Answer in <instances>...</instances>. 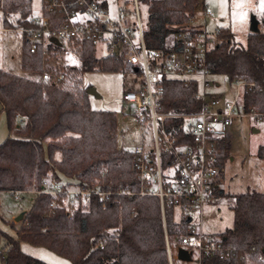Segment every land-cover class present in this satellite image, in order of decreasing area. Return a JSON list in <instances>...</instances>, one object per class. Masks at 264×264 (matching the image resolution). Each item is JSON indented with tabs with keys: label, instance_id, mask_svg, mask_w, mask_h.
<instances>
[{
	"label": "trees",
	"instance_id": "16d2710c",
	"mask_svg": "<svg viewBox=\"0 0 264 264\" xmlns=\"http://www.w3.org/2000/svg\"><path fill=\"white\" fill-rule=\"evenodd\" d=\"M138 2L147 8L143 37L148 49L167 46L198 5V0ZM41 3L43 15L57 23L62 21L56 11L46 9L44 0ZM0 13L3 29L33 25L29 20L31 0H0ZM261 23L260 30L248 33L244 45L235 42L229 29L220 28L207 54L211 75H222L229 84L236 79L254 83L242 91L244 111L254 108L264 112V12ZM22 36L21 68L40 73L46 69L52 79L0 69V106L9 133L0 144V192L30 187L39 190L42 179L50 176L59 182L62 177L73 180L72 184L61 182L65 187L107 194L83 196L84 207H76L68 218L62 197L51 207V195L34 193L19 220L7 221L16 237L0 229L4 264H48L22 252L20 241L50 250L73 264H169L166 237L174 258V252L177 256L178 249L183 248L179 242L188 232V219L173 205L164 208L163 218L157 197L136 194L139 182L132 151L120 147L116 140L117 116L113 111L91 109L82 81L86 70H121L122 53L96 57L89 40L75 38L65 42L64 48L63 44L48 45V57H44L40 51L30 53L25 33ZM65 48L78 53V66L45 67L49 57ZM58 74L62 79L55 80ZM195 93L193 84L164 81L162 109L196 111L200 100ZM219 149L223 165L228 149L225 138L220 140ZM57 152L59 159L55 158ZM256 155L264 162V145L258 146ZM223 194L222 189H213L214 197ZM231 208L232 227L218 238L229 249L226 256L195 254L177 259L188 264H245L247 259L264 264V259H259L264 255V192L234 194Z\"/></svg>",
	"mask_w": 264,
	"mask_h": 264
},
{
	"label": "built area",
	"instance_id": "2783aa9c",
	"mask_svg": "<svg viewBox=\"0 0 264 264\" xmlns=\"http://www.w3.org/2000/svg\"><path fill=\"white\" fill-rule=\"evenodd\" d=\"M138 5V0H44L48 11H56L62 17L60 23L41 12L38 16L30 15L32 26L9 30L25 33L29 52L40 51L44 57H48L47 46L56 44L51 38L59 46L75 38L87 39L94 47L104 42L108 49L120 44L124 66L137 78L123 92L122 100L134 107V119L145 128L143 133L150 132L152 137L149 146L142 143L131 150L139 182L136 194L157 197L163 218L167 205L185 214L188 232L180 237L179 245L189 256L222 258L229 249L218 238L198 230L196 221L200 223L204 206L214 198L213 189H218L223 181L219 142L227 135L233 117L249 114L264 124V112L254 108L244 111L240 104L242 91L253 86L252 82L234 80L231 86L235 94L231 101L223 94L208 91L211 86H219L211 80L207 63L208 50L220 30L217 26L207 30L208 19L214 17L212 10L202 4L185 27L173 34L167 46L148 49ZM40 76L52 79L46 69ZM54 79H62V74ZM167 80L179 81L184 86L193 84L200 108L188 112L163 110L164 81ZM24 192L51 195V207L62 197L67 214L71 207L82 203L83 196L107 194L65 187L57 180L43 182L39 190H17L12 194L18 199ZM166 249L172 264L167 237ZM259 259H264V255Z\"/></svg>",
	"mask_w": 264,
	"mask_h": 264
},
{
	"label": "rangeland",
	"instance_id": "374dc122",
	"mask_svg": "<svg viewBox=\"0 0 264 264\" xmlns=\"http://www.w3.org/2000/svg\"><path fill=\"white\" fill-rule=\"evenodd\" d=\"M206 5L212 10L214 17L208 19L207 30L212 31L216 26L227 28L234 34V40L239 45H244L248 33L262 28L261 16L264 12V0H198L194 11H198L201 5ZM41 0H31V15L38 16L42 12ZM139 13L142 23L147 19V8L139 3ZM0 13V69L10 71L18 75L37 78L40 72L21 68L20 56L23 49L22 33L16 30L3 29ZM65 47V43L62 48ZM94 54L103 57L108 54L122 52L120 44L108 49L105 43L98 44ZM56 65H79V55L72 49L65 48L45 61V67ZM211 80L219 83V86H211L208 91L211 94H223L225 99L231 101L235 91L229 81L222 75H210ZM136 76L126 70L124 63L121 70H108L95 68L82 73L83 85L94 92L88 93L89 106L93 110L113 111L117 116L116 140L120 147L133 150L136 145L149 146L152 141L150 132L143 133L141 126L133 117L134 107L126 105L122 95L128 86H132ZM86 89V90H87ZM124 117H127L124 119ZM257 129V131H254ZM6 116L0 106V144L8 137ZM228 143L227 156L223 161V181L219 188L224 194L214 197L204 206L200 223L196 221L197 229L219 238L220 233L232 227L233 211L231 208L232 195L250 190L264 192V162L260 160L256 151L258 146L264 145V124L256 122L249 114H239L233 117L230 129L225 136ZM55 158L59 159L57 152ZM52 177L42 179V182H50ZM73 180L62 177L61 182L67 184ZM35 190V187L26 189ZM34 193L24 192L15 199L9 191L0 192V229L9 236L16 237L14 229L9 222H17L15 217L22 215L30 204ZM76 207L83 208L84 202L70 208L67 215L71 217ZM9 221V222H7ZM3 240L0 239V264L2 260ZM19 248L25 254L42 260L48 264H73L69 259L59 256L54 252L40 246H33L25 241L19 242ZM174 264H188L177 259L174 252ZM193 264L194 262H190ZM189 263V264H190ZM245 264H258L247 259Z\"/></svg>",
	"mask_w": 264,
	"mask_h": 264
},
{
	"label": "water",
	"instance_id": "95a60500",
	"mask_svg": "<svg viewBox=\"0 0 264 264\" xmlns=\"http://www.w3.org/2000/svg\"><path fill=\"white\" fill-rule=\"evenodd\" d=\"M51 41H53L54 43L56 44H60L56 39L54 38H51L50 39ZM91 92H94L93 89L89 88L87 89V93H91ZM254 131H257V129H254ZM21 217V215H19L18 217H16V219H19ZM177 257L180 258V259H189V255L188 253L186 252L185 249L183 248H179L178 251H177Z\"/></svg>",
	"mask_w": 264,
	"mask_h": 264
},
{
	"label": "crops",
	"instance_id": "0c3cea01",
	"mask_svg": "<svg viewBox=\"0 0 264 264\" xmlns=\"http://www.w3.org/2000/svg\"><path fill=\"white\" fill-rule=\"evenodd\" d=\"M124 119H125V117H124ZM18 217V216H17ZM16 218V217H15Z\"/></svg>",
	"mask_w": 264,
	"mask_h": 264
}]
</instances>
